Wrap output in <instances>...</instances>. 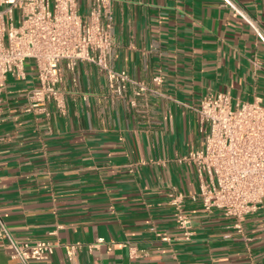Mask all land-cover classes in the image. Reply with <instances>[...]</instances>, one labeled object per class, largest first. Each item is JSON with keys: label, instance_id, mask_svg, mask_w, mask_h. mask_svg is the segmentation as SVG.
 <instances>
[{"label": "crops", "instance_id": "crops-1", "mask_svg": "<svg viewBox=\"0 0 264 264\" xmlns=\"http://www.w3.org/2000/svg\"><path fill=\"white\" fill-rule=\"evenodd\" d=\"M264 27V0H238ZM114 66L147 90L113 95L106 73L80 62L58 88L67 113H26L37 86L8 77L0 123V220L18 240H51L35 264H264V208L205 210L181 156L201 146L194 107L207 94L264 104V42L222 0H114ZM185 219V221H183ZM187 221V222H186ZM0 238V264H17ZM78 244L69 259L66 245Z\"/></svg>", "mask_w": 264, "mask_h": 264}, {"label": "built area", "instance_id": "built-area-1", "mask_svg": "<svg viewBox=\"0 0 264 264\" xmlns=\"http://www.w3.org/2000/svg\"><path fill=\"white\" fill-rule=\"evenodd\" d=\"M222 2L264 42V27L258 19L238 0ZM113 6L114 0H0V123L8 77L25 80L29 61L38 85L26 93V113L49 117L54 105L65 115L58 84L64 71H74L80 62L98 65L113 95L123 97L130 85L137 86L138 93L147 90L126 69L114 66ZM194 109L202 144L180 159L196 166L199 189L188 197L172 188L170 203L178 217L183 218L187 198L200 201L205 210L219 209L239 218L264 208V104L234 102L231 95L218 92L202 96ZM0 238L17 264L47 260L58 246L45 239L18 240L1 220ZM78 246H65L69 259L76 258Z\"/></svg>", "mask_w": 264, "mask_h": 264}]
</instances>
